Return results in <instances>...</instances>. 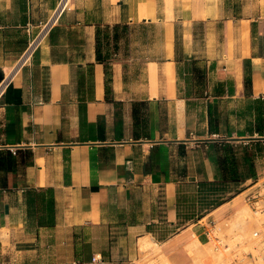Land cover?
<instances>
[{"label": "crops", "instance_id": "0c3cea01", "mask_svg": "<svg viewBox=\"0 0 264 264\" xmlns=\"http://www.w3.org/2000/svg\"><path fill=\"white\" fill-rule=\"evenodd\" d=\"M0 74V264H192L217 146L264 172V0H0Z\"/></svg>", "mask_w": 264, "mask_h": 264}, {"label": "rangeland", "instance_id": "374dc122", "mask_svg": "<svg viewBox=\"0 0 264 264\" xmlns=\"http://www.w3.org/2000/svg\"><path fill=\"white\" fill-rule=\"evenodd\" d=\"M200 29L202 26L198 27V30ZM198 77L201 78L199 72ZM257 164H262L261 159ZM263 175L264 172L257 174L255 178L247 179L239 186L241 191L257 183L234 199L228 212L223 214L224 211H217V217L214 215L212 221H208V238L205 242L200 243L195 238L185 244L184 249L192 257V264H264ZM232 187L227 189L231 192L224 193L225 196L233 194ZM254 231L260 232L259 237L253 236ZM151 248L149 253L146 252L144 260L132 264H170L167 258L159 253L158 248Z\"/></svg>", "mask_w": 264, "mask_h": 264}, {"label": "trees", "instance_id": "16d2710c", "mask_svg": "<svg viewBox=\"0 0 264 264\" xmlns=\"http://www.w3.org/2000/svg\"><path fill=\"white\" fill-rule=\"evenodd\" d=\"M113 38H118L120 35H123L127 31L126 26H113ZM108 27L100 28L98 27L96 30V59L98 61L104 62L106 60V56L102 55L101 45L102 41L106 40L108 37ZM247 83V80H246ZM143 104H140V107L134 109V116L136 120H139L138 115ZM141 126H144L145 118H141L139 121ZM211 123V122H210ZM211 130V128H210ZM218 156L216 162V177L212 182H203L201 183L202 188V202L204 207L206 208H214L223 203L224 201L232 198L234 195L239 193L241 189L239 186L242 185L247 179L255 178L256 171L254 167V163L252 161L251 156L249 155V149L247 146H235L231 142H222L217 146ZM10 155V154H9ZM243 170H246L245 172ZM233 186V194H230L229 197L225 196L224 193H230L231 191H227V189ZM42 192L36 190L34 188H29L26 191V202L30 208V213L39 207L35 206V198H40ZM40 200V199H38ZM47 211V219L43 218L40 220V223H53V201L52 199H48L46 204ZM34 208V209H33ZM32 209V210H31ZM36 211V210H35Z\"/></svg>", "mask_w": 264, "mask_h": 264}, {"label": "built area", "instance_id": "2783aa9c", "mask_svg": "<svg viewBox=\"0 0 264 264\" xmlns=\"http://www.w3.org/2000/svg\"><path fill=\"white\" fill-rule=\"evenodd\" d=\"M56 13H57V11L55 12L54 15H56ZM48 26H50V21L47 24L44 25V27H46V28ZM36 43H37V38L32 40V42L29 44V46L27 47V49L25 51V54H24L25 56H27L28 54H30L32 52V50L35 47ZM7 77H8L7 75L2 77L1 85L7 80ZM259 234H260L259 231H254L253 232V236L254 237H259ZM95 260H99L98 256H94L93 257V261H95Z\"/></svg>", "mask_w": 264, "mask_h": 264}, {"label": "water", "instance_id": "95a60500", "mask_svg": "<svg viewBox=\"0 0 264 264\" xmlns=\"http://www.w3.org/2000/svg\"><path fill=\"white\" fill-rule=\"evenodd\" d=\"M2 77H3L2 74H0V80L2 79Z\"/></svg>", "mask_w": 264, "mask_h": 264}, {"label": "bare ground", "instance_id": "6f19581e", "mask_svg": "<svg viewBox=\"0 0 264 264\" xmlns=\"http://www.w3.org/2000/svg\"><path fill=\"white\" fill-rule=\"evenodd\" d=\"M240 214H241V213H240ZM239 216H240V215H239ZM239 216H238V217H239ZM192 250H193V249H192ZM192 250H191V251H192Z\"/></svg>", "mask_w": 264, "mask_h": 264}]
</instances>
